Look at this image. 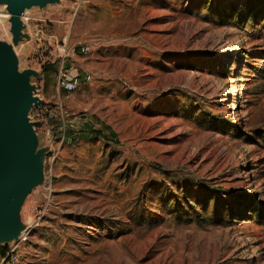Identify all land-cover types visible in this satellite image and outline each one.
I'll use <instances>...</instances> for the list:
<instances>
[{
	"label": "rangeland",
	"instance_id": "374dc122",
	"mask_svg": "<svg viewBox=\"0 0 264 264\" xmlns=\"http://www.w3.org/2000/svg\"><path fill=\"white\" fill-rule=\"evenodd\" d=\"M25 14L17 57L44 102L30 118L41 135L71 96L75 141L48 155L24 204L31 221L50 189L16 264H264V0H61ZM85 42L64 65L94 79L65 93L59 55Z\"/></svg>",
	"mask_w": 264,
	"mask_h": 264
},
{
	"label": "water",
	"instance_id": "95a60500",
	"mask_svg": "<svg viewBox=\"0 0 264 264\" xmlns=\"http://www.w3.org/2000/svg\"><path fill=\"white\" fill-rule=\"evenodd\" d=\"M61 0H0L10 14L12 43L0 40V245L17 241L26 229L22 209L27 198L45 183L48 147L40 148L33 109L44 104L32 78L40 73L21 70L14 50L29 39L22 22L32 8L44 9Z\"/></svg>",
	"mask_w": 264,
	"mask_h": 264
},
{
	"label": "built area",
	"instance_id": "2783aa9c",
	"mask_svg": "<svg viewBox=\"0 0 264 264\" xmlns=\"http://www.w3.org/2000/svg\"><path fill=\"white\" fill-rule=\"evenodd\" d=\"M90 52L91 46L87 42H85L72 47L70 50H68V52L64 50L63 54L59 55V59L62 60V65L58 70V87L61 91L68 94L76 93L80 91L83 84H88L93 81L95 76L94 72L78 73L72 68L65 67L64 65L66 58L71 57V54L73 56L75 54H78L80 56H87L88 54H90ZM60 110L62 111V114L60 121L57 123V126H47L41 135L36 130L39 137V144L44 143L45 147H48L49 149L48 155L49 157H51L50 162L51 159H55L57 156V153L55 151L56 146L60 147L63 144H71L73 141H75V135L69 136L71 130L70 126H68L69 122L67 121V117H69V114L67 113V111L62 109V107H60ZM49 190L50 189H46L48 197L45 198V201L42 204H36L32 208V220L24 222L27 229L26 233L23 232L17 241H13L7 245H2L4 248H7L6 255L1 260L3 263L16 264L18 262L19 246L21 245V243L27 242L31 234H33L35 230L40 226L41 222L45 220L51 208V202L49 200L51 192Z\"/></svg>",
	"mask_w": 264,
	"mask_h": 264
},
{
	"label": "bare ground",
	"instance_id": "6f19581e",
	"mask_svg": "<svg viewBox=\"0 0 264 264\" xmlns=\"http://www.w3.org/2000/svg\"><path fill=\"white\" fill-rule=\"evenodd\" d=\"M26 13V12H25ZM23 14V16H22V22L24 23V25H25V22H24V17L26 16V14ZM8 19H10V14L8 13V11H7V9L5 10V14L3 15V16H0V30L5 34V35H7V37H8V43H11L12 42V40H11V36H10V32H9V24H8ZM10 40H11V42H10ZM22 44L23 43H19V45L18 46H14V50H15V52H16V55L18 56V49L22 46ZM19 67H20V69L22 70V67L19 65ZM26 231H27V229L26 230H24L23 232H25L26 233ZM22 232V233H23ZM22 233H21V235H22ZM20 235V236H21Z\"/></svg>",
	"mask_w": 264,
	"mask_h": 264
},
{
	"label": "crops",
	"instance_id": "0c3cea01",
	"mask_svg": "<svg viewBox=\"0 0 264 264\" xmlns=\"http://www.w3.org/2000/svg\"><path fill=\"white\" fill-rule=\"evenodd\" d=\"M78 62H82V60H78ZM87 67H89V68H94L95 67L96 68V63L94 61H92V62L87 64ZM70 97L71 96L68 95V96L65 97V99L63 101L60 102V107H62V109L67 111L68 114H69L68 108H69V105H70V102L68 100H69ZM71 135L72 134L70 133L69 136H71ZM1 264H10V263H3L1 261Z\"/></svg>",
	"mask_w": 264,
	"mask_h": 264
},
{
	"label": "clouds",
	"instance_id": "9594fccd",
	"mask_svg": "<svg viewBox=\"0 0 264 264\" xmlns=\"http://www.w3.org/2000/svg\"><path fill=\"white\" fill-rule=\"evenodd\" d=\"M6 8H7V5L0 6V16H3L5 14Z\"/></svg>",
	"mask_w": 264,
	"mask_h": 264
},
{
	"label": "trees",
	"instance_id": "16d2710c",
	"mask_svg": "<svg viewBox=\"0 0 264 264\" xmlns=\"http://www.w3.org/2000/svg\"><path fill=\"white\" fill-rule=\"evenodd\" d=\"M0 251H1V253L3 254L5 250H4L3 247L0 246Z\"/></svg>",
	"mask_w": 264,
	"mask_h": 264
}]
</instances>
